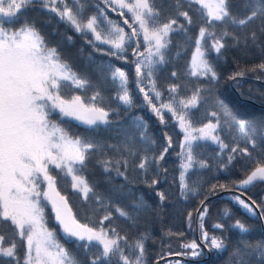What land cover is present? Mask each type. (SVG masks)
Listing matches in <instances>:
<instances>
[{
    "label": "snow or ice",
    "instance_id": "snow-or-ice-1",
    "mask_svg": "<svg viewBox=\"0 0 264 264\" xmlns=\"http://www.w3.org/2000/svg\"><path fill=\"white\" fill-rule=\"evenodd\" d=\"M161 3L163 0H98L95 12L85 15L80 0H0V225L10 229L0 232L4 264H83L60 242L56 229L48 226L49 209L65 238L84 242L85 251L90 246L96 248L87 264H148L146 241L150 234L136 230L138 221L144 212L159 215L168 200V194L159 187L160 165L173 146L172 138L163 134L167 143L156 155L150 151L156 142L147 135L143 117L133 118L136 134L120 123L119 105L130 108L134 103L128 73L109 65L118 88L111 97H105L100 86L103 78L94 84L74 71L57 46L48 43L35 19L28 18L27 12L37 9L48 14L45 23L54 15L95 50L104 51L97 42L107 45V54L125 63L126 50L131 48L134 84L142 104L161 124L170 115L183 134L177 153L181 197L198 194L186 180L190 169L227 172L238 158L244 162L242 178L232 182L238 194L230 199L256 223L246 224L236 218L227 226L213 223L209 230L205 227L209 197L205 196L196 209L198 238L186 240L184 232L169 231V237L180 240V250L169 248L152 264H182L180 258L200 257L205 250L228 251L230 246L229 256L235 258V264H256L253 257L264 264V197L258 203L239 191L255 183L264 184V113L258 118L240 116L216 99L221 111L205 110L198 127L193 120V110L207 99L203 93L211 92V85L219 81L217 62L225 60L230 51L235 50L232 59L238 70L228 80L245 72L264 73V0H245L239 12L233 11L230 0H174L170 11ZM109 12L116 13L118 19H111ZM193 27L195 32L190 34ZM178 31L194 45L187 74L203 78L208 85H185L181 94L179 83H169L165 97L159 90L157 74L166 62L171 35ZM64 38L73 39L67 34ZM257 57L259 63L255 62ZM170 76L176 78V70ZM111 100L117 101L118 107H111ZM72 120L86 125V134L71 132L66 124ZM102 128L119 136V141L87 134ZM225 132L228 142L222 136ZM202 141L217 146L215 163L200 158ZM90 163L99 166L106 179L113 174L120 178L121 183L113 186V195H124L125 185L143 184L152 189L157 199L155 208L143 195L131 201L130 207L112 203L111 197L95 191L86 178ZM62 185L70 186L83 203L94 201L95 209L86 222L74 212ZM217 188L225 189L226 185L212 184L211 193ZM100 212L102 215L94 218ZM223 214L231 218L229 209ZM117 218L127 226L116 225ZM186 219L192 230L191 210ZM257 228L260 240L250 243L239 239L230 245L229 229L251 234ZM165 257L176 259L165 261Z\"/></svg>",
    "mask_w": 264,
    "mask_h": 264
},
{
    "label": "trees",
    "instance_id": "trees-1",
    "mask_svg": "<svg viewBox=\"0 0 264 264\" xmlns=\"http://www.w3.org/2000/svg\"><path fill=\"white\" fill-rule=\"evenodd\" d=\"M98 0H80V3L84 5L83 11L85 15L95 12V4ZM71 2V0H69ZM160 0H158V3ZM186 3V0H182ZM245 0H230V4L233 11H242ZM161 7L166 10H172L174 7V0H163ZM29 19H35L37 27L41 28L50 45H55L62 59L66 60L74 71H77L87 76L94 84L101 82V90L105 97H111L113 93L117 91L118 82L114 83L110 76L109 65L113 67L123 68L129 75V90L133 96L134 103L132 107L125 108L123 105H119V111L121 116V126L127 128L133 134H136L134 127L136 121L134 117H143V120L147 122V135L151 139L155 140V145L150 148L151 152H155L159 155L162 147L167 143L163 134L166 132L173 142L172 148L165 154V158L161 161L160 183L159 187L168 194V200L163 205V211L157 215L156 212H144L141 213L138 221V227L136 230L144 231L150 234V238L146 241L147 247V260L148 264H152L156 261L157 255L163 256L164 252L169 248L173 251H179L180 240L176 237H169L166 233L169 231L184 232L186 240L198 238L199 230L196 223V209L199 206V201L208 196L207 203L209 204L210 211L205 219V227L209 230L211 225L216 222L224 223L226 226L231 223L232 220L239 218L246 224H254L255 220L250 218L249 214L244 211L239 205L230 199V195L238 194L237 189L232 187V182L242 178L243 172V160L237 159L234 165L229 167L227 172L212 173L207 169H190L186 174V180L190 187L197 189V195H188L187 199L179 195V173H180V159L177 153H179V140L182 139V133L180 129L175 126V122L171 120L170 115L165 116V123L161 124L156 116L150 111L147 105L142 104V96L138 95V90L134 84V65L131 63L133 57L131 54V48L126 50L127 63L125 61L118 60L114 56L108 55L109 47L100 45L97 42L98 47H102L104 51H97L92 45H89L79 35L74 33L63 22L58 21L54 15L48 23V14L39 9L29 10L27 12ZM111 19H118L116 13L109 12ZM55 28V32L53 29ZM195 32V27L190 30V34ZM65 34L73 37L72 41L66 40ZM194 45L185 38L183 32L178 31L171 35V44L169 46L166 62L160 66L157 74V81L159 90L164 92L167 97V85L169 83H179L181 85V94H184V86L189 87L196 85L197 83H203L206 86L208 82L195 77H191L187 74V65L191 61L192 50ZM179 50V54L178 53ZM235 50L226 54V58L223 61L217 62V70L220 73L218 82L211 85V92H205L203 95L207 98L205 102L199 106V109L193 110L194 126H199V123L204 119V112L207 111H221L219 105L215 103L216 99L224 102L234 113L240 116H252L259 117L264 113V73L261 72H245L244 76L237 77L234 80H228L227 77L232 72L237 71L238 68L233 62L232 57L235 55ZM214 57L215 54L213 53ZM259 63V57L255 60ZM246 63V62H245ZM176 70L177 77L171 78L170 73ZM88 95L91 94V89L88 90ZM190 94V93H189ZM110 105L113 108L118 107V102L115 100L110 101ZM223 119V117H222ZM66 127L75 134H86L87 126L77 123L72 120L66 124ZM260 125L257 120L256 135L259 139ZM96 136L100 139L107 140L109 142H118L120 137L113 136L110 130L101 129L99 132L87 133ZM225 136V142H228L227 133H222ZM218 151L216 145L210 141L201 142V146L198 149L200 158H206L210 164L216 162L215 152ZM226 158V157H225ZM223 162V161H220ZM166 169L167 171H163ZM154 174V173H153ZM86 178L94 186L95 191L105 197H111L112 203L119 204L120 206L130 207L131 201L137 196L143 195L144 199L155 208L157 199L154 196L152 189L146 188L143 184L128 186L125 185L124 195H113V186L121 183L120 178L113 177L106 179L102 169L90 163L88 170L85 173ZM224 183L225 189L217 188L214 194L211 193L212 184ZM62 191L66 192L69 197V202L73 207L74 212L77 213L78 218L82 222H86V218L93 214L95 209L94 201L83 203L78 196L74 193L70 186L65 187L62 185ZM246 196H250L258 203L261 198L264 197V184L255 183L248 186L245 189H239ZM227 208L230 210L231 218L225 217L223 212ZM191 210L193 214L192 230L188 229L187 225V213ZM102 215V212L96 213V217ZM49 226L54 227L57 231L58 239L63 243L70 252H72L76 259L82 261L83 264H87L88 256L96 251L95 247L90 246L88 251H85L82 247L84 242H77L75 239L65 238L63 233L60 232L57 224L53 222L51 216L48 214ZM114 223L120 226H127L126 222L122 218H117ZM0 232L8 233L10 229L0 225ZM230 245H234L237 240L244 239L250 243H254L261 239V232L257 228L251 234H242L238 229H229L227 232ZM231 246L228 251L221 252H208L205 250L204 254L196 258H180L182 264H235V258H230ZM169 259H176V257H165V261ZM256 264H259V258H252ZM5 258L0 257V264H4Z\"/></svg>",
    "mask_w": 264,
    "mask_h": 264
},
{
    "label": "rangeland",
    "instance_id": "rangeland-1",
    "mask_svg": "<svg viewBox=\"0 0 264 264\" xmlns=\"http://www.w3.org/2000/svg\"><path fill=\"white\" fill-rule=\"evenodd\" d=\"M98 2V1H97ZM105 46H107V45H105ZM107 47H109V46H107ZM75 121V120H74ZM77 123H79V124H81L79 121H76ZM83 125V124H82ZM84 126H86V125H84ZM183 135V134H182ZM203 142V141H202ZM248 187V186H247ZM230 196H232V195H230ZM244 211H246L245 209H243ZM48 214L51 216V219H53V222H55L54 221V218L52 217V214H51V212H50V209H49V211H48ZM47 223H48V226H49V222H48V216H47ZM56 223V222H55ZM50 228H54V227H51V226H49ZM74 239V238H73ZM188 258H193V257H188Z\"/></svg>",
    "mask_w": 264,
    "mask_h": 264
},
{
    "label": "water",
    "instance_id": "water-1",
    "mask_svg": "<svg viewBox=\"0 0 264 264\" xmlns=\"http://www.w3.org/2000/svg\"><path fill=\"white\" fill-rule=\"evenodd\" d=\"M246 196V195H245Z\"/></svg>",
    "mask_w": 264,
    "mask_h": 264
}]
</instances>
